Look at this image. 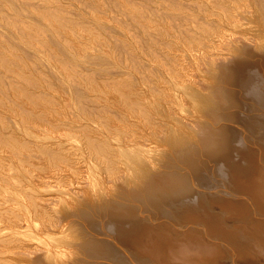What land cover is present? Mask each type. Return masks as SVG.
Masks as SVG:
<instances>
[{
	"label": "bare ground",
	"instance_id": "bare-ground-1",
	"mask_svg": "<svg viewBox=\"0 0 264 264\" xmlns=\"http://www.w3.org/2000/svg\"><path fill=\"white\" fill-rule=\"evenodd\" d=\"M0 264H264V0H0Z\"/></svg>",
	"mask_w": 264,
	"mask_h": 264
},
{
	"label": "rangeland",
	"instance_id": "rangeland-1",
	"mask_svg": "<svg viewBox=\"0 0 264 264\" xmlns=\"http://www.w3.org/2000/svg\"><path fill=\"white\" fill-rule=\"evenodd\" d=\"M255 114H261V113H259V111H256Z\"/></svg>",
	"mask_w": 264,
	"mask_h": 264
}]
</instances>
